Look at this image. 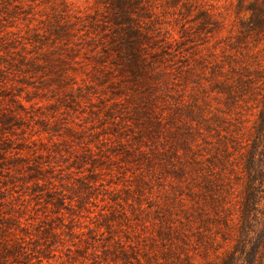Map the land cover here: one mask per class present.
I'll return each instance as SVG.
<instances>
[{
    "label": "rangeland",
    "instance_id": "obj_1",
    "mask_svg": "<svg viewBox=\"0 0 264 264\" xmlns=\"http://www.w3.org/2000/svg\"><path fill=\"white\" fill-rule=\"evenodd\" d=\"M235 3L140 0L124 17L107 0H0V264H207L230 247L204 230L186 152L254 118L206 79Z\"/></svg>",
    "mask_w": 264,
    "mask_h": 264
},
{
    "label": "trees",
    "instance_id": "obj_2",
    "mask_svg": "<svg viewBox=\"0 0 264 264\" xmlns=\"http://www.w3.org/2000/svg\"><path fill=\"white\" fill-rule=\"evenodd\" d=\"M107 1L111 9L124 12V17L127 3L131 8L140 4V0ZM234 6V31L215 43H223L221 58L213 54L206 79L210 81L209 90L226 106H250L254 118L246 132H239L238 117L230 121L231 129L223 128L222 134L216 131L218 147L207 140L209 134L203 136V143L214 147L206 148L209 156L200 152L202 146L191 134L186 162L199 179L196 185L212 211V218L208 209L201 212V220H210L215 226L214 231L205 226L207 236L214 240L216 235L212 233H219L223 240L231 241L228 249L207 264H264V0H236ZM198 17V28L207 36L223 28V21L206 8L199 9ZM114 19L120 22V18ZM203 119L201 126L207 132L215 129L207 120H216L214 113Z\"/></svg>",
    "mask_w": 264,
    "mask_h": 264
}]
</instances>
